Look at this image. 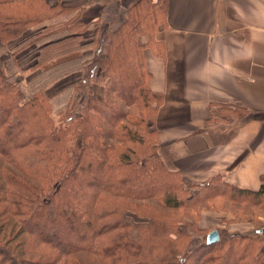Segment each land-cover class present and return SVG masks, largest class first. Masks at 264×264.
I'll list each match as a JSON object with an SVG mask.
<instances>
[{
    "label": "trees",
    "instance_id": "1",
    "mask_svg": "<svg viewBox=\"0 0 264 264\" xmlns=\"http://www.w3.org/2000/svg\"><path fill=\"white\" fill-rule=\"evenodd\" d=\"M166 6L138 0L118 25L87 39L75 7L0 0V39L32 29L37 75L82 71L59 91L75 95L55 111V94L34 88L25 98L0 62V264H91L85 255L95 264H264V229L215 228L218 241L207 243L196 224L220 200L264 211V173L257 190L220 174L186 183L158 154L161 96L149 87L138 38L163 26ZM231 106L220 105L228 113L219 118L245 113ZM226 214V222L241 217Z\"/></svg>",
    "mask_w": 264,
    "mask_h": 264
},
{
    "label": "crops",
    "instance_id": "2",
    "mask_svg": "<svg viewBox=\"0 0 264 264\" xmlns=\"http://www.w3.org/2000/svg\"><path fill=\"white\" fill-rule=\"evenodd\" d=\"M57 1L77 3L89 23L84 36L98 38L136 0H48ZM143 56L149 87L161 96L155 125L163 163L185 181L220 174L257 190L264 173V0H167L164 24ZM222 104L245 113L221 119L228 113ZM211 112L216 119L206 123ZM220 218L205 211L199 225L215 229Z\"/></svg>",
    "mask_w": 264,
    "mask_h": 264
},
{
    "label": "rangeland",
    "instance_id": "3",
    "mask_svg": "<svg viewBox=\"0 0 264 264\" xmlns=\"http://www.w3.org/2000/svg\"><path fill=\"white\" fill-rule=\"evenodd\" d=\"M46 1L48 2V0ZM137 1L138 0L134 1L126 9L124 13V18L128 14L131 6ZM57 3L64 5V6L75 7L74 11L79 12V14L81 13V7L79 5H76L77 3L76 4L72 3V4L67 5V4H62V2L60 1H57L55 3H49V4L54 5ZM161 13H162L161 10L158 11L159 17H161ZM118 17L115 16V18H118ZM121 21L114 19L113 21L109 22L105 28L114 27L118 25L119 22ZM103 30L101 32H103ZM32 33H33V30L29 29L25 31L22 35L18 36L17 38L11 39L7 42H3L0 39V62H1V65L3 67L5 74L9 77L10 81L17 84V86L22 91V94L25 98L30 97L31 92L34 88H42L45 94H47L48 96L55 94V97L52 100V103H53L54 110L58 111L59 109H62L66 106V103L68 99L70 98V96L73 98V96L75 95V94H72L70 89L65 90L64 92L61 91L60 92L61 94L59 93V91L63 87H65L67 84L75 82L78 79H80L82 75V71L77 69V70H72L71 72H68L66 74L60 75L61 73L65 71V69L61 71L58 68H55V69L45 71L40 76L37 75V73L40 71V68L33 66L35 62L34 59H35L36 49L34 48L33 45L27 44L30 37H32ZM155 33L156 32H154V34L151 35L149 29L148 30L145 29L141 32L140 37L138 39L144 44H146L145 46H151L155 41ZM92 38H87V39H92ZM95 38L97 39V37ZM102 94H103V86L101 84H97L96 86H94L93 95L97 98H100L102 97ZM184 182L195 183L194 181H185V180ZM224 204L225 203L220 200L216 206L217 208L202 209L197 219V223H196L197 227L203 232H209L210 230H212L213 227L203 228L199 225L200 216L202 212H205V211L221 215L220 223L214 228L220 229L222 231L225 230L227 232H236V233L244 232V230L243 231L230 230L229 226L233 223L251 225V227H248L247 230L248 229L252 230L256 228L261 229V227L264 225V211H262L261 207L260 208L252 207L250 205H243V204L236 205L233 203H229L225 205ZM227 211H231V212L234 211L241 217L238 219L231 218L227 222L224 220L226 222L225 223L223 219L229 217L226 214ZM82 259L86 262L91 261V264L96 263V259L94 257L91 258L85 255L82 257Z\"/></svg>",
    "mask_w": 264,
    "mask_h": 264
},
{
    "label": "water",
    "instance_id": "4",
    "mask_svg": "<svg viewBox=\"0 0 264 264\" xmlns=\"http://www.w3.org/2000/svg\"><path fill=\"white\" fill-rule=\"evenodd\" d=\"M219 239V235L216 229L210 230L206 235V242L207 243H214L217 242Z\"/></svg>",
    "mask_w": 264,
    "mask_h": 264
},
{
    "label": "built area",
    "instance_id": "5",
    "mask_svg": "<svg viewBox=\"0 0 264 264\" xmlns=\"http://www.w3.org/2000/svg\"><path fill=\"white\" fill-rule=\"evenodd\" d=\"M261 229H264V225L261 227Z\"/></svg>",
    "mask_w": 264,
    "mask_h": 264
}]
</instances>
